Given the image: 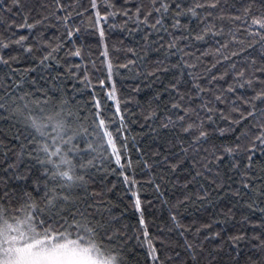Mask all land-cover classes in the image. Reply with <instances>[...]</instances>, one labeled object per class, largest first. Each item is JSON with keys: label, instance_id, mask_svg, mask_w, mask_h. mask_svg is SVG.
I'll return each instance as SVG.
<instances>
[{"label": "snow or ice", "instance_id": "snow-or-ice-1", "mask_svg": "<svg viewBox=\"0 0 264 264\" xmlns=\"http://www.w3.org/2000/svg\"><path fill=\"white\" fill-rule=\"evenodd\" d=\"M0 264H264V0H0Z\"/></svg>", "mask_w": 264, "mask_h": 264}, {"label": "trees", "instance_id": "trees-1", "mask_svg": "<svg viewBox=\"0 0 264 264\" xmlns=\"http://www.w3.org/2000/svg\"><path fill=\"white\" fill-rule=\"evenodd\" d=\"M85 98H87V97H85Z\"/></svg>", "mask_w": 264, "mask_h": 264}]
</instances>
